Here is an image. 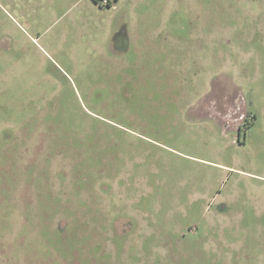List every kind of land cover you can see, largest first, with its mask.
<instances>
[{"label": "rangeland", "instance_id": "obj_1", "mask_svg": "<svg viewBox=\"0 0 264 264\" xmlns=\"http://www.w3.org/2000/svg\"><path fill=\"white\" fill-rule=\"evenodd\" d=\"M106 1L0 0V264H264V0Z\"/></svg>", "mask_w": 264, "mask_h": 264}, {"label": "built area", "instance_id": "obj_2", "mask_svg": "<svg viewBox=\"0 0 264 264\" xmlns=\"http://www.w3.org/2000/svg\"><path fill=\"white\" fill-rule=\"evenodd\" d=\"M102 3L109 4L106 0H102Z\"/></svg>", "mask_w": 264, "mask_h": 264}, {"label": "trees", "instance_id": "obj_3", "mask_svg": "<svg viewBox=\"0 0 264 264\" xmlns=\"http://www.w3.org/2000/svg\"><path fill=\"white\" fill-rule=\"evenodd\" d=\"M96 2H98V0H95Z\"/></svg>", "mask_w": 264, "mask_h": 264}, {"label": "flooded vegetation", "instance_id": "obj_4", "mask_svg": "<svg viewBox=\"0 0 264 264\" xmlns=\"http://www.w3.org/2000/svg\"><path fill=\"white\" fill-rule=\"evenodd\" d=\"M241 132V131H240Z\"/></svg>", "mask_w": 264, "mask_h": 264}]
</instances>
